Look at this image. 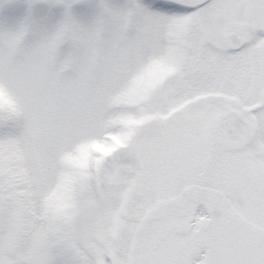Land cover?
<instances>
[{"label":"snow or ice","instance_id":"6c2138e0","mask_svg":"<svg viewBox=\"0 0 264 264\" xmlns=\"http://www.w3.org/2000/svg\"><path fill=\"white\" fill-rule=\"evenodd\" d=\"M0 264H264V0H0Z\"/></svg>","mask_w":264,"mask_h":264}]
</instances>
